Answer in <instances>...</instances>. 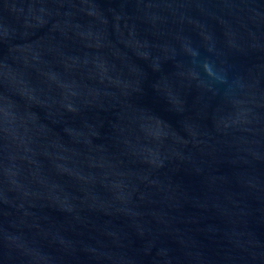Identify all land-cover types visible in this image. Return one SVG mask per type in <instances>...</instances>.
<instances>
[{
	"label": "water",
	"instance_id": "water-1",
	"mask_svg": "<svg viewBox=\"0 0 264 264\" xmlns=\"http://www.w3.org/2000/svg\"><path fill=\"white\" fill-rule=\"evenodd\" d=\"M0 264H264V0H0Z\"/></svg>",
	"mask_w": 264,
	"mask_h": 264
}]
</instances>
